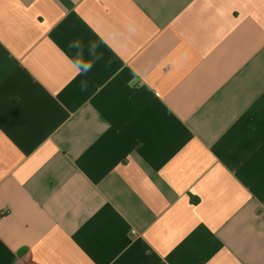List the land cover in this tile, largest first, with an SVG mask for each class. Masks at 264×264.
Wrapping results in <instances>:
<instances>
[{"label": "crops", "instance_id": "1", "mask_svg": "<svg viewBox=\"0 0 264 264\" xmlns=\"http://www.w3.org/2000/svg\"><path fill=\"white\" fill-rule=\"evenodd\" d=\"M17 262L264 264V0H0Z\"/></svg>", "mask_w": 264, "mask_h": 264}, {"label": "clouds", "instance_id": "2", "mask_svg": "<svg viewBox=\"0 0 264 264\" xmlns=\"http://www.w3.org/2000/svg\"><path fill=\"white\" fill-rule=\"evenodd\" d=\"M76 66L79 70L78 74L91 71V68H92V65L90 63H85L83 61H78Z\"/></svg>", "mask_w": 264, "mask_h": 264}, {"label": "water", "instance_id": "3", "mask_svg": "<svg viewBox=\"0 0 264 264\" xmlns=\"http://www.w3.org/2000/svg\"><path fill=\"white\" fill-rule=\"evenodd\" d=\"M16 264H20L19 262H17Z\"/></svg>", "mask_w": 264, "mask_h": 264}]
</instances>
